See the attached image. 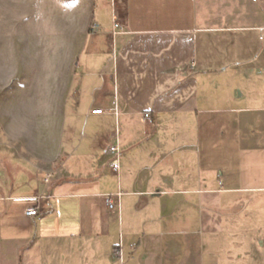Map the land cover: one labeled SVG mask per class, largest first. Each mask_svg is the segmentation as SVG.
Masks as SVG:
<instances>
[{
    "label": "crops",
    "instance_id": "obj_1",
    "mask_svg": "<svg viewBox=\"0 0 264 264\" xmlns=\"http://www.w3.org/2000/svg\"><path fill=\"white\" fill-rule=\"evenodd\" d=\"M65 1L0 81V264H264V0Z\"/></svg>",
    "mask_w": 264,
    "mask_h": 264
},
{
    "label": "rangeland",
    "instance_id": "obj_2",
    "mask_svg": "<svg viewBox=\"0 0 264 264\" xmlns=\"http://www.w3.org/2000/svg\"><path fill=\"white\" fill-rule=\"evenodd\" d=\"M56 1L57 0H0V81L7 80L9 75L14 77L16 71H18L21 66L20 64L25 61V40L21 35L22 32L31 29L29 26L32 24L27 19L29 16L37 15L41 18L43 17V22L40 25L43 26L44 30L55 31ZM63 1L66 2L65 0H60V3H63ZM103 9L104 7L98 8V15L102 14ZM58 18L60 19V23L57 24L56 22V28L58 26H60V29L66 28L68 24L65 15L61 13ZM33 25L35 24L33 23ZM5 37L8 39L6 40L8 42L10 39V44H5ZM5 46H9V49L7 48V55H5L3 51ZM4 58L7 62L5 67L3 66ZM46 60L47 59L44 60L45 63H50ZM28 61H30V59H28ZM68 124L66 126V133H74L72 134L74 135L72 139L76 140L77 146H81L83 142L86 143L89 141L90 129L94 127L91 119H87L86 117L78 118L72 125V131L68 129ZM44 170L45 174L49 173L52 170L51 164L44 163Z\"/></svg>",
    "mask_w": 264,
    "mask_h": 264
},
{
    "label": "built area",
    "instance_id": "obj_3",
    "mask_svg": "<svg viewBox=\"0 0 264 264\" xmlns=\"http://www.w3.org/2000/svg\"><path fill=\"white\" fill-rule=\"evenodd\" d=\"M114 27H115V29L122 30V25L119 23V20H118L117 17L115 18V21H114ZM114 33H116V32H114ZM100 112H101V110H95L94 111V113H100ZM145 117H149V114H145ZM110 151L113 152L115 155L119 154L118 146H111ZM112 167H113L114 170H117L119 168V164H118L117 160H115L113 162ZM28 201L29 202H38L37 198H31V199H28ZM106 203H107V205H108V207L110 209L114 208V203L111 200V198H107ZM26 214L28 216H36V215H38V206L30 207L29 209H27Z\"/></svg>",
    "mask_w": 264,
    "mask_h": 264
}]
</instances>
